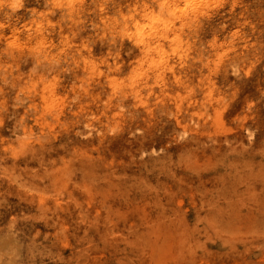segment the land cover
I'll list each match as a JSON object with an SVG mask.
<instances>
[{"label":"rangeland","instance_id":"obj_1","mask_svg":"<svg viewBox=\"0 0 264 264\" xmlns=\"http://www.w3.org/2000/svg\"><path fill=\"white\" fill-rule=\"evenodd\" d=\"M0 264H264V0H0Z\"/></svg>","mask_w":264,"mask_h":264}]
</instances>
